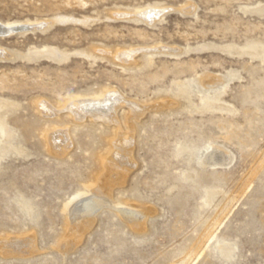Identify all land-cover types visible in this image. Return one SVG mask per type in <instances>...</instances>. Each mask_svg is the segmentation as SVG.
I'll return each mask as SVG.
<instances>
[{
	"label": "rangeland",
	"instance_id": "1",
	"mask_svg": "<svg viewBox=\"0 0 264 264\" xmlns=\"http://www.w3.org/2000/svg\"><path fill=\"white\" fill-rule=\"evenodd\" d=\"M0 25V245L32 244L0 264H264V0H0ZM111 95L107 122L71 111Z\"/></svg>",
	"mask_w": 264,
	"mask_h": 264
},
{
	"label": "bare ground",
	"instance_id": "2",
	"mask_svg": "<svg viewBox=\"0 0 264 264\" xmlns=\"http://www.w3.org/2000/svg\"><path fill=\"white\" fill-rule=\"evenodd\" d=\"M1 30H3L4 33H5V32H10L13 29L9 28V26H7V25L6 26H1L0 25V31ZM0 52H2V51H0ZM122 53H121V55H122ZM115 96H118V95H115ZM119 100H123V99H119ZM91 101H93V100H91ZM112 101H115V98L112 95L109 96V97L107 96V98H105L101 103L100 102L98 103V101L97 102L96 101L95 102H90V101H86V100L85 101L79 100L78 103L71 104V109H72L71 111L75 110L77 113L85 114V115H86V113L87 114L90 113V114H92V116L94 118H100V119H103V121L107 122V121L111 120L113 118V116L115 118V112L113 113L114 108L112 109V103H111ZM115 105H116V102H115ZM43 106H46V105H43ZM131 106H132V104H131ZM140 106L142 107V105H140ZM4 108H6V106H4L2 103H0V110L4 109ZM137 108H139V107H137ZM144 109H145V107H144ZM46 111H48V110H46ZM100 112H102V114ZM140 113H142V112H140ZM136 116L139 117V114L137 115V113H136ZM133 117H134V114H133ZM0 118L2 119V116ZM110 122H112V121H110ZM5 135H6L5 136V140H8V141L12 140L13 137H14L13 136L14 134L8 129L6 130V134ZM50 138L53 139L51 141H54V140L57 141L59 139V135H58V133L55 132V133H52L50 135ZM128 138H130V137H128ZM58 141H57V143H58ZM66 141L67 140H65L64 142H66ZM125 143H127V145H129L127 140H123V143L120 144V145L117 144L118 146H116V148L114 147L115 150L113 151V153L109 157L110 158L109 162L107 161V165L109 164V167H111V168L108 167L109 171L115 170V171H113V172H115L113 174H116L117 171H122L123 172V170L125 171L128 168L130 169L131 167H133L135 165L133 159L129 156V153H128L129 151L127 152L126 151L127 149L125 150V147L123 146V145H126ZM54 144H53L52 147H54ZM63 145H64V143H63ZM128 147H130V146H128ZM53 150H54V148H53ZM228 158H229V155L227 154V152L225 150H222L221 148H218V147L217 148L214 147L212 151L206 153V156H205L203 161L204 162H209L212 166H217V164L218 165H227ZM103 178L104 177L102 176V179L101 178L99 179L98 185L96 187H94V189L91 192V195H89V196L77 201V203H75L76 204L75 207H74V205L72 206L73 208H72V210L70 212V216H71V220H72V229L74 230L75 235L76 234L79 235L80 232L84 231L85 228L90 226V225H88V223H90L93 220V216H94V214L96 213V211L99 208H101L104 205H110L112 203V201H110V193H109L110 189L108 190L107 189L108 187L107 188L105 187L106 184H104V179ZM120 182H121V180H120ZM121 213L124 215V217L126 219H129L131 221L132 220H136L137 223H136L135 226L137 228L143 227L144 222L142 221V218L145 216V213L142 212L141 210L140 211L138 210V214H137V213H133V211H125V210L121 209ZM74 232H73V234H74ZM30 238L31 237H29L28 239H18V238L16 239V238L12 237V238H9L7 240L2 239L4 241L1 242L2 245H0V252L2 254H5V255L28 253V252H30L32 250V244L30 242ZM224 254L226 256V255H228V252L224 251Z\"/></svg>",
	"mask_w": 264,
	"mask_h": 264
}]
</instances>
